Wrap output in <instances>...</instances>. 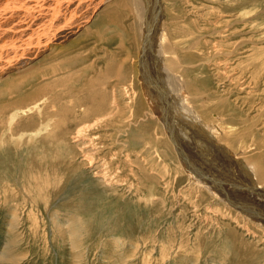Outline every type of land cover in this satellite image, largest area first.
<instances>
[{
	"label": "rangeland",
	"instance_id": "rangeland-1",
	"mask_svg": "<svg viewBox=\"0 0 264 264\" xmlns=\"http://www.w3.org/2000/svg\"><path fill=\"white\" fill-rule=\"evenodd\" d=\"M118 1L103 3L72 39L55 46L56 49L39 52L28 71L26 66L0 80L1 88L26 76L58 72L33 79L32 92H37V96L32 100L27 88L22 96L0 101V112L4 114L0 115V122H9L7 127L0 128V264H264V233L258 224L250 222L255 233L250 235L235 220L237 209L226 210L224 204H218L205 192L199 195L189 189V178L164 126L148 116L147 101L145 105L140 102L143 44L134 39L135 26L129 8H122L128 10L126 17L121 6L114 8V12L109 10L112 13L108 23L101 28L97 24L104 7ZM160 2L164 8L162 22L175 35L171 37L176 52L192 61V65L195 63V71L188 75L192 86L203 81L207 91L202 86L200 90L210 100L206 114L198 113L200 122L195 117L193 122L191 117L192 120L181 123L176 121L174 111L167 109L174 131L171 135L187 140L188 151L195 153L201 169L208 168L225 179L222 189L234 196V192L241 191L238 196H248L247 203L258 201L264 205V193L257 188L264 179L258 180L237 151L239 143L235 137L238 131H246L236 130L242 124L240 118L236 116L237 122L231 125L236 127L226 137L231 138L229 145L222 141L221 133L207 126L217 120L215 115L220 116L214 105L209 108L211 101L226 97L231 89L251 78L258 82L252 94L247 93L245 86L229 96L232 103L253 99L249 106L236 109L253 121L261 118L264 0ZM238 4L239 11L224 9ZM156 12L154 7L147 15L152 31V20L161 23L159 17L155 19ZM123 30L130 33L126 40ZM234 32L242 35L234 39ZM83 36L87 38L79 40ZM195 42L197 48L191 49L190 44ZM211 42H223V47L232 51L237 43L240 45L228 57L225 70L227 77L233 79V86H221L217 81V68L210 65ZM155 46L151 45L153 54ZM59 49L65 52L61 54ZM154 57L150 73L159 77ZM70 65L73 66L69 68ZM157 77L159 84L162 80ZM158 84L157 93L161 91ZM210 92L214 95L210 96ZM80 101L88 114L96 109L113 114L112 124L95 127L85 144L76 143L71 134L64 140L62 131L53 127L59 121L69 123L71 119L68 125L73 126L89 119L86 112L78 111ZM8 108H20V117L8 115ZM173 121L182 128L178 124L174 128ZM262 122L254 128L253 150L248 153L254 155L264 171ZM68 125L66 130L70 133ZM186 126L189 128L185 129ZM216 126L219 127L217 123ZM186 130L189 131L185 136ZM200 143L205 145L201 147ZM87 156L95 164L90 165ZM208 208L212 211L208 212ZM252 208L257 209L254 205Z\"/></svg>",
	"mask_w": 264,
	"mask_h": 264
},
{
	"label": "bare ground",
	"instance_id": "bare-ground-1",
	"mask_svg": "<svg viewBox=\"0 0 264 264\" xmlns=\"http://www.w3.org/2000/svg\"><path fill=\"white\" fill-rule=\"evenodd\" d=\"M107 1L109 0H0V80H3L4 78L7 77V75L11 73H14L17 71L19 72V70H21L22 68L26 66H27L26 71H28L29 70L28 68H30L29 66L32 64L34 59H36L39 56L38 55L39 52L41 54L45 51L44 49H48V50L56 49L55 46H61L60 44H64L68 39L73 37V35L75 36L78 33L77 31L82 29L83 25H85V23L90 20V18L93 16L95 11L98 10V8L101 5H103V3H106ZM120 6H121V10L124 7L129 8V11L128 10L127 11L131 13L134 26H135L136 36L134 39L138 38L140 42H142L143 44L142 57L144 61L140 63L141 66L139 67V71L141 75V85H142V89H141L142 100L140 102L143 105H145L147 101L150 107L149 108L150 110L148 111L150 114H148V116H151L155 121H158L160 124L164 126L167 137L170 143L174 146L176 155L178 156L182 166H184L185 173L189 178V189L196 191V193L199 195L202 192H205L206 194L211 196V198L216 200L218 204H224V207L226 210L227 209L231 210V208L237 209L238 212H236L237 216L235 220L237 221V223H239V225L241 224L242 225L241 227L244 230H246L250 235L255 234L250 228L251 221H255L258 224V226L257 225L256 226L259 227L262 233H264V205H262L261 202L259 203L258 201H255L253 203L252 201H250V203H247L245 200L248 199V196L246 199H245V196H246L245 194H243L244 197L238 196L242 194L241 191L234 192V194L236 195L234 196L229 190L225 188L222 189L223 182L225 179H222L221 178L222 176L216 173L214 174L213 171L209 172L208 168L205 169V167H203L204 169H201L202 166L200 165V162L194 156L195 153L193 154L191 151H190L191 153H189L188 151L187 146L189 145L186 146L185 144L187 140L184 142L182 140L183 138L181 139L180 137H175L171 135V130L173 128L171 129L170 120H169L170 116H169L167 109H170L169 111L171 112L174 111V114L177 118L176 121L179 120V122L181 123L182 121L187 122L189 119H191V117L192 119L195 117L198 120V122H200L202 119L200 120L199 118L200 116H198V113L201 112L202 113L201 116L206 114L207 107L209 106L207 102H209L210 100L208 98L205 99L204 96L206 94L202 93L200 90V86H202L203 89L207 91L206 89L207 87L203 85V81H201V85H198L197 87L192 86L191 84L192 81L189 80L188 75L192 74L195 71V67H196L194 65L195 63H193L192 65V61L189 62L187 57L183 58L180 55H178V53L176 52L175 44L172 41V37L173 36L175 37V35L172 32H171L172 34L168 32L166 28V23L162 22L161 12H162V9L164 11V8L162 7L160 0H120L118 1L117 4H109L106 7H104L105 12L97 20V21L100 20L97 23L98 26L100 25V28H101V26L104 23H108L109 16H111V13L114 12L112 10ZM154 7L156 8V11L159 13L158 15V13L156 12L157 15L155 19L157 18L158 20V17H159L161 21L160 24H157L156 22H154L155 20L154 21L152 20V22L155 23L153 24V29L154 31H156L155 38H154L155 34L153 35L154 31H152L151 23L150 22L148 23L147 21L148 12H150L151 8H154ZM240 7L241 6L238 4V5H234L231 7L224 6V9L226 11L232 10V12L233 11L236 12L240 10ZM109 10H111L112 12H109ZM118 10H120V8ZM127 11L122 10L121 13L125 14V17H126L128 16ZM219 12H223V11H219ZM235 31H238V30H235ZM230 32L232 34V31ZM171 35L173 36L171 37ZM234 35H235L234 39H238L239 35H242V34H239V32L238 33L234 32ZM129 37H130V33L125 32L124 39L126 40ZM224 37L222 39H224ZM85 38L87 37L83 36L79 40H85ZM221 41H226V40H221ZM211 43H212L211 49H213V56L210 58V65L214 64V66L217 68L216 70L217 81L221 84V86L227 85V84L228 86H233V79H230L229 77H227L228 71L225 72V70L228 69L227 67L228 66L227 62L229 60L228 57H230V55L232 56V52L238 51L240 45L234 42L236 45H235L234 50L232 51V50L226 49V47L228 46L224 48L222 44L223 42L221 43L211 42ZM151 45H156L155 54L152 53ZM190 46H191V49L197 48L198 43L195 42L193 44H190ZM230 46L232 45H229V48ZM57 50H54V51H57ZM58 52L63 54L65 50L59 49ZM154 55L155 57L153 61H155L154 64L157 67L159 77H157L156 75L151 76V73H150L151 71L150 65H152L151 57H153ZM223 56H226V58ZM145 57L148 58V62H146ZM142 63H143V66H142ZM72 66L73 65H70L69 68H71ZM158 66L160 70L158 69ZM155 71H156V68H155ZM54 73H58L57 70H54L51 73L49 72L48 74L41 73V75L38 77L36 75L40 73L35 74V76L31 75L30 77L23 76L25 78H22L19 82L11 81L10 84L6 83L5 86H2L0 88V101H2L4 98L7 99L9 97H12L11 99H13L14 97L22 96L23 95L22 93L25 92L26 91L25 89L27 88H28L27 91L31 90V93L29 96H30V99L32 100L34 96H37L36 95L37 92H32L33 82H34L33 79H36V77L37 79H39V77H41V79L46 78L47 76L50 77ZM156 77L159 79L161 78L162 80L160 81L159 84H158V81L156 80ZM153 78L154 80H152ZM59 83L61 82H58V84ZM257 83H254L252 78L250 82L249 80L247 81L246 79L245 81L241 83V86L239 88L231 89L230 94L233 95L232 91H238L239 89H241V87H245V86H248L247 93L252 94V89L257 86ZM63 84L65 83L63 82ZM157 84L159 85L160 90H161L158 93L155 90V87L157 86ZM252 84H253V87H252ZM70 88L71 87H69V89ZM211 95H214V94L210 92V96ZM229 95H227L224 98L218 97L216 100L211 101L209 108H211L212 105H214L213 107L215 108V110L217 109L219 111L220 116L215 115V118L217 120H214V123L208 122L209 124H207V126L209 128L215 129L214 130L215 132L219 134L221 133L220 135L223 137V138L221 137L222 141H224L225 143L228 142V145H229L231 144L230 143L231 138L229 139L226 137L231 136L233 129L236 127L235 125L234 127H232L231 125L234 122H237L235 118L236 116H238L240 118L239 122L241 121L242 124L240 125L238 123L239 126H237L236 130H238V128H242V129L245 128L246 131L244 130L241 133L238 131V136L235 137L237 138L238 140L237 142L239 143L237 151L240 153V156L242 157V159L246 161L247 166L249 165L251 169L255 172V175L258 177V180H263L264 179L263 169L255 162L256 159L253 157L254 155L248 152L253 150L251 148H253V145H254V143L252 142L254 141L253 139L254 128H256L257 126L256 124L258 122L261 123L264 120L263 118L264 110L261 112V118L259 120L253 121L251 120L249 116L245 117V114L243 112H240L237 110L241 107L244 108V107L249 106L250 103L253 101V99L250 98L248 102L246 101V99L245 100L240 99V100H237L236 103L235 102L232 103L231 96ZM103 99L105 100V98ZM99 102H102V100H98V103ZM105 102L107 101L105 100ZM80 103L81 101L79 102L78 111L82 110L86 112L87 109H84V106H82ZM256 103L257 101L253 102V106ZM18 105L19 107L22 106V104L20 103ZM20 108L18 109L16 108L15 110L12 108H8L10 109L8 110L9 111L8 115L13 116L14 114H16V116L20 117L18 113V110ZM72 113L74 112L72 111ZM86 113L88 114V112ZM194 113L196 116L194 115ZM0 115H4L3 112H0ZM88 115H89L88 117L90 118L89 119L86 118L85 120H82L81 122L78 123V125L77 124L76 125L73 124V126L68 125L70 124V120H71L70 118H69L70 119L69 123L68 121H64L68 126L71 127L70 133L66 130L67 125L64 126L65 124L64 122H61V121L56 122L53 124V127L56 130L58 129V131H62V138L64 140H66L65 139L66 136L71 134L70 137L73 138V140L76 143L85 144V140L88 138V135L91 136L90 133L91 131L95 130V127H98V125L100 124L111 125L112 119H113L112 118L113 114L111 112L101 113L99 112V110L97 111V109L95 111H92ZM194 121L195 120L193 119V122ZM205 121H202V123H205ZM216 123L219 125V127L217 126L214 127V124ZM177 124L179 125L180 123L174 122V125H173L174 128L177 126ZM8 125H9L8 121L3 120L2 122H0V128H5ZM180 125H179V128H182L180 127ZM186 128H189V127L186 126L185 129ZM195 129L196 127L194 128V131ZM197 129L199 130V128ZM225 129H227L229 132L227 131L225 132ZM203 130L201 129V132ZM236 130H235V133H236ZM188 131L189 130H186L184 132L185 136L188 135L187 134ZM196 132H200V131H196ZM203 145L201 144V147H203ZM235 146L236 144H234V147ZM239 147H241L242 150H240ZM196 148H198V146ZM86 159L88 160L90 165H93L94 161L91 158V156H87ZM244 168L246 169L247 167H244ZM260 184H261L260 186H257L258 191H260L261 193H264V181H262ZM234 188L236 189L238 187L235 186ZM262 188L263 190H260ZM242 191H245V190H242ZM252 205L256 206L257 209L252 208ZM211 211H212V208H208V212H211Z\"/></svg>",
	"mask_w": 264,
	"mask_h": 264
}]
</instances>
